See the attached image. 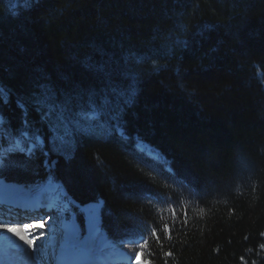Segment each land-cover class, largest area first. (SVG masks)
Returning <instances> with one entry per match:
<instances>
[{"label":"trees","instance_id":"trees-1","mask_svg":"<svg viewBox=\"0 0 264 264\" xmlns=\"http://www.w3.org/2000/svg\"><path fill=\"white\" fill-rule=\"evenodd\" d=\"M109 58L113 104L71 148L52 133L38 175L14 168L49 132L35 99L96 83ZM0 97V143L21 144L5 181L53 176L80 204L104 199L109 238L151 264H264V0H0Z\"/></svg>","mask_w":264,"mask_h":264},{"label":"snow or ice","instance_id":"snow-or-ice-1","mask_svg":"<svg viewBox=\"0 0 264 264\" xmlns=\"http://www.w3.org/2000/svg\"><path fill=\"white\" fill-rule=\"evenodd\" d=\"M95 77L97 82L88 86L75 85L69 90H64L56 94H48L47 92L41 95L40 99H35V108L41 114V119L45 121V127L49 130L48 133L36 132V143L41 144L42 147L36 148V143L27 150L26 155L16 156V164L12 165L16 169L25 171L26 173H33L38 175V171L32 168L33 156L36 151H39L45 157V167H49L47 159L49 155L48 144L44 141L47 139L49 143H55V140L49 139L52 133L58 134L62 140V144L66 148H71L75 142L77 133L83 130L84 124L87 122L88 113L93 112L97 108H106L112 105L117 95V75L122 73L117 61L109 58L107 62H97L89 69ZM2 100V97H0ZM41 104L46 107L41 108ZM21 106V105H18ZM22 107V106H21ZM25 115L23 123L31 127V123L27 118V110L24 109ZM0 123H3V118L0 117ZM25 137L28 132L23 133ZM7 136H0V140H7ZM18 147V144L11 145L7 150L11 155L13 150ZM24 153V149H20ZM11 165V161L8 162ZM5 165L0 161V181L5 177ZM7 231L14 232L11 227ZM21 240L27 245H33L32 239H27L19 231H15ZM64 244L68 247L69 251L78 250L83 241L81 240L79 229L73 225L69 232L61 237ZM264 247V245H261ZM143 252L137 253V256H143ZM137 264H144V262L137 260ZM147 264H151L148 261Z\"/></svg>","mask_w":264,"mask_h":264},{"label":"rangeland","instance_id":"rangeland-1","mask_svg":"<svg viewBox=\"0 0 264 264\" xmlns=\"http://www.w3.org/2000/svg\"><path fill=\"white\" fill-rule=\"evenodd\" d=\"M17 144L20 146L19 141L17 142ZM3 151H4V148L0 143V157L3 154ZM161 158L163 159V156H161ZM48 187L50 189H53V193L56 191L54 193V196L55 197L57 196V197L54 199V202H52L53 204L58 203V200H60V198L64 201V202L63 201L61 202V205L63 206L61 210L59 211L50 210L49 212L51 213L48 216H46L45 214L44 217L43 216L39 217V213H37V208L39 209L43 208V207L41 208L39 207L40 206L38 204L40 203L39 198L35 199L31 197H25L23 198L25 201H22L19 204L15 202H9L6 205L0 204V211H1L0 226H5L6 228L8 227L14 228L11 224H9V221L11 220L24 219V216H30L31 218H34V216L37 214V217L35 216V219L29 223L35 224L38 227L32 232L27 231V227L22 230L27 232L26 234H29V235H26V238L34 240L35 246L33 247L34 249L33 254L38 253L40 255L44 253L45 258L44 257L42 258L45 260L41 261V264H53V258L57 257L56 255L63 254V253H65L67 257H69V258H65L69 262L71 261L72 258L80 262L84 258H91V256H100V254L103 255L105 253H113L116 255L119 253H124V251L119 245L109 240L104 229L102 230L105 232L106 238H104L102 235V238L100 240L103 242V244L97 249H92L93 247L91 246V243H90V248L92 247L90 252L88 250H85L84 248L81 249V247L78 250L69 251L68 247L64 244L61 237L67 234L68 230L66 226L71 223L72 226L75 225L79 229L81 240H82V238L85 235L84 226L81 220V216L83 214L82 206L80 205V203L72 202L71 197H69V194L67 193L68 191L65 190L64 185L60 181L56 180L53 176H49L45 179L39 180L34 183H30V184L9 183L3 179L2 181H0V197H9L10 195L23 194V193H34V194L37 193V196H40V197L41 195L42 197H45V196L50 197L51 194L45 195L41 193V190L43 188H48ZM27 198H29V200L31 201H28ZM11 203H13L15 207H11L10 206ZM23 204L24 206H22ZM49 205L50 204L41 205V206H46L47 208ZM57 209H60V208L58 207ZM22 213H24V215H21ZM16 214H20L21 218H16L17 217L15 216ZM41 214H43V212H41ZM9 216H11V218H9ZM6 217H8V219L3 220ZM29 223H25V226H27ZM6 237L8 238L7 240L8 245H10L9 243L14 242L13 241L14 239L10 238L9 236H6ZM140 240H144V239L140 238L139 241ZM135 257L138 258V256H135ZM0 258H1V255H0ZM9 260H10V257H9ZM108 261L109 262L107 264H115V263L125 264L124 262H119V261L118 262L112 261V260H108ZM120 261H124V260L120 259ZM129 263L135 264L136 262L134 263V260H133V261H130ZM73 264H75V262H73ZM144 264H147V263L144 262Z\"/></svg>","mask_w":264,"mask_h":264},{"label":"bare ground","instance_id":"bare-ground-1","mask_svg":"<svg viewBox=\"0 0 264 264\" xmlns=\"http://www.w3.org/2000/svg\"><path fill=\"white\" fill-rule=\"evenodd\" d=\"M138 146L141 149H143V150L145 149L146 152H149L153 155H156L158 157L162 156L161 153L157 149H155L153 146H151L150 144H148L146 142H143L140 140V141H138ZM38 193H40V192H38ZM41 193H43L45 195L51 194L50 197H46L45 195H44L45 197H42V195H41V197L40 196L38 197L41 205L52 204V202H54V199L57 197V196L56 197L54 196L53 189H50L49 187L43 188L41 190ZM35 194L37 195V193H35ZM11 197H13V196L11 195L10 198ZM19 199L20 198H14L12 200H15L14 202L18 203V204L21 203L22 201H25V200H19ZM27 200L31 201V200H29V198H27ZM0 204L6 205L7 203H0ZM10 206L15 207V205L13 203H11ZM22 206H24V204ZM39 207L40 208L41 207L46 208V206H39ZM46 211H50V210L46 209ZM50 213L51 212H49L48 215ZM21 215H24V213H22ZM21 215L16 214L15 216H17L16 218H21ZM9 218H11V216H9ZM6 219H8V217H6L3 220H6ZM71 226H72L71 223L66 226L68 232H69ZM13 227H14L13 228L14 232H9V231H7V228L5 226H0V255H1L0 264H41V261L45 260L42 258V257L45 258L44 253H42L40 255L38 253L33 254V252H34L33 247L35 246V243L31 246L27 245L24 243L23 240H21L19 238L18 235L15 234V231H19L20 234H22L26 237V235H29V234H26L27 232H25L22 229H25L27 227V231L32 232L38 226L35 224H31V223H29L27 226H25V225H21V223H19L18 225H14ZM102 232H103V234H102ZM102 235L104 238H106L105 232L102 230V228L96 229L90 235V243H91V246L93 247V248L91 247L92 249H97L98 247H100L103 244V242L100 240L102 238ZM6 236H9L10 238L14 239L13 240L14 242L9 243L11 246L8 245V242H7L8 238ZM27 239H29V238H27ZM9 257H10V260H9ZM57 257L59 259L58 264H73V262L70 263L69 261H67L65 259V258H69V257H67V255L65 253L57 255ZM7 260H8V262H7ZM135 264H137V262Z\"/></svg>","mask_w":264,"mask_h":264},{"label":"water","instance_id":"water-1","mask_svg":"<svg viewBox=\"0 0 264 264\" xmlns=\"http://www.w3.org/2000/svg\"><path fill=\"white\" fill-rule=\"evenodd\" d=\"M82 212L84 216V231L85 235L82 238V248L85 250L90 249V235L98 228H102L103 225V206L104 199L100 198L97 201H90L81 204Z\"/></svg>","mask_w":264,"mask_h":264}]
</instances>
